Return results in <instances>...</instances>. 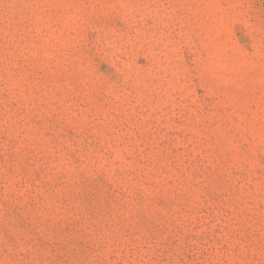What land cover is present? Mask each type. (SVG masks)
I'll return each mask as SVG.
<instances>
[{"label": "rangeland", "instance_id": "rangeland-1", "mask_svg": "<svg viewBox=\"0 0 264 264\" xmlns=\"http://www.w3.org/2000/svg\"><path fill=\"white\" fill-rule=\"evenodd\" d=\"M0 264H264V0H0Z\"/></svg>", "mask_w": 264, "mask_h": 264}]
</instances>
